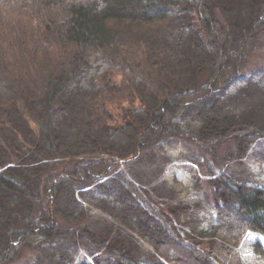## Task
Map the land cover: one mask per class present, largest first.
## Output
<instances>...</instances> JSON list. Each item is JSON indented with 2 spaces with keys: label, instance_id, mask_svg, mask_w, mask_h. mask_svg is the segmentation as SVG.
I'll list each match as a JSON object with an SVG mask.
<instances>
[{
  "label": "trees",
  "instance_id": "trees-1",
  "mask_svg": "<svg viewBox=\"0 0 264 264\" xmlns=\"http://www.w3.org/2000/svg\"><path fill=\"white\" fill-rule=\"evenodd\" d=\"M262 46L264 0H0V264H226L215 244L250 234L264 259V184L226 171L264 151V69L241 74ZM180 140L209 175L208 242L118 171ZM87 206L155 256L106 243Z\"/></svg>",
  "mask_w": 264,
  "mask_h": 264
},
{
  "label": "rangeland",
  "instance_id": "rangeland-1",
  "mask_svg": "<svg viewBox=\"0 0 264 264\" xmlns=\"http://www.w3.org/2000/svg\"><path fill=\"white\" fill-rule=\"evenodd\" d=\"M264 69V47L252 52L243 62L241 74L247 75L252 70ZM121 77L114 74L112 81L119 83ZM138 102H123L110 109L118 119L125 110L137 108ZM30 127L32 123H29ZM22 130V129H21ZM7 132V131H5ZM22 133L18 134L20 137ZM0 137L2 134L0 133ZM179 146L167 148L165 154L156 153L154 160L148 162L142 158L140 162L122 164L118 171L124 172L138 186L142 187L156 206L168 209L173 205H186L181 213L177 227L188 239L208 242L203 236L215 221L211 200L208 193L209 175L202 163L194 161V143L180 140ZM226 171L238 180L249 179L264 184V151L262 144L257 142L246 157L226 164ZM217 173V172H216ZM88 226L103 238L106 243L125 248L134 258L146 262L154 257L153 250L142 242L135 234L113 221L108 215L93 208L86 207ZM256 240L253 235H245L237 246L215 244L219 256L226 264H264L252 251L251 243ZM261 242L262 239H258ZM264 243V242H263ZM91 257L81 252L74 264L89 263Z\"/></svg>",
  "mask_w": 264,
  "mask_h": 264
}]
</instances>
